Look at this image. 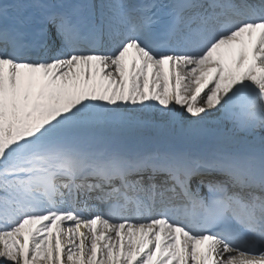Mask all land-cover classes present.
I'll list each match as a JSON object with an SVG mask.
<instances>
[{
    "label": "snow or ice",
    "instance_id": "obj_1",
    "mask_svg": "<svg viewBox=\"0 0 264 264\" xmlns=\"http://www.w3.org/2000/svg\"><path fill=\"white\" fill-rule=\"evenodd\" d=\"M0 264H264V0H0Z\"/></svg>",
    "mask_w": 264,
    "mask_h": 264
}]
</instances>
